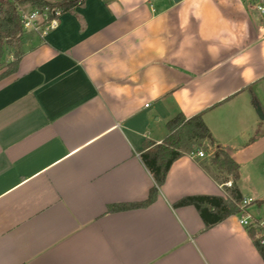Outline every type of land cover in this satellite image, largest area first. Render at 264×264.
Returning <instances> with one entry per match:
<instances>
[{"label": "crops", "instance_id": "crops-1", "mask_svg": "<svg viewBox=\"0 0 264 264\" xmlns=\"http://www.w3.org/2000/svg\"><path fill=\"white\" fill-rule=\"evenodd\" d=\"M259 5L84 0L33 34L17 70L0 78V264H264L239 214L207 227L194 205H175L189 195L231 199L233 179L213 174L209 150L177 158L151 204L115 209L149 197L144 144L162 143L180 112L201 113L213 136L204 143L258 171ZM241 183L260 220L264 194Z\"/></svg>", "mask_w": 264, "mask_h": 264}, {"label": "trees", "instance_id": "trees-1", "mask_svg": "<svg viewBox=\"0 0 264 264\" xmlns=\"http://www.w3.org/2000/svg\"><path fill=\"white\" fill-rule=\"evenodd\" d=\"M27 3L40 9L55 7L60 9L61 13L73 10L80 4L78 0H61L54 3L47 0H0V63L5 50L7 48L14 49V60L9 63L11 68L2 72L0 78L15 72L25 53L22 45L27 38L19 15V5ZM167 127L170 134L165 140L160 144L152 141L145 142V150L141 155L143 162L155 180V185L151 188L149 197L140 203L118 205L115 209H128L151 204L156 199L159 187L164 183L170 166L177 158L187 152L186 148H188V152H191L194 146L202 145L206 140L213 141L212 133L205 124L201 113L188 118L180 112L168 121ZM210 166L215 171L226 172L232 177L231 199L209 195H189L181 198L175 204L176 206L194 205L207 227L213 226L232 214L241 213L240 205L243 200L236 185L240 178V165L231 158L225 148L216 146V151L210 159ZM258 203L264 204V199L258 200ZM248 232L264 258V246L257 236V228L254 226L248 227Z\"/></svg>", "mask_w": 264, "mask_h": 264}, {"label": "built area", "instance_id": "built-area-1", "mask_svg": "<svg viewBox=\"0 0 264 264\" xmlns=\"http://www.w3.org/2000/svg\"><path fill=\"white\" fill-rule=\"evenodd\" d=\"M82 3L84 0H78ZM26 4L19 5V15L24 29L37 32L40 36L47 34L52 30L57 22L58 17L61 14V10L58 8L45 7L43 9L33 7L27 9ZM259 10L264 12V5H259ZM191 156L198 157H208L209 153L204 149H198L196 152L191 151ZM210 155H213L211 152ZM225 185L231 187L233 185L232 181L225 182ZM254 202L252 198H244L240 205L242 212L239 213V221L243 226L257 228V236L260 238L261 244L264 246V217L260 220L254 219L248 212L247 207ZM246 211V213H244Z\"/></svg>", "mask_w": 264, "mask_h": 264}, {"label": "rangeland", "instance_id": "rangeland-1", "mask_svg": "<svg viewBox=\"0 0 264 264\" xmlns=\"http://www.w3.org/2000/svg\"><path fill=\"white\" fill-rule=\"evenodd\" d=\"M24 31H25V36L27 39L24 42V44L22 45V49L26 50L27 47H29L31 45V43L28 42L29 38H31L33 34L36 37L37 36L39 37L40 35L37 32L27 30V29H24ZM13 60H14V49L13 48H7L4 52L2 62L0 63V72L1 71L4 72V71L10 69L11 67H10L9 63H11ZM197 149H205V150H209L211 152L216 151L214 145L209 147L205 143H203L202 145H196L193 147V151L197 150ZM186 151L188 152V148H186ZM257 166H258V171H257V168L254 169V167H252L251 164H249L247 162H243L242 164H240V179H242L241 184L243 186H249L248 188L250 190H254L256 192L261 191L260 194H264V160L262 162H258ZM212 171H213L214 175L218 176L216 171H214V170H212ZM253 176H256L257 181H258L257 183H253V180H254ZM252 194H256V193H252ZM262 196H264V195H262ZM250 205H253V206H251V208H256L255 203H251ZM262 217H264V211L262 212Z\"/></svg>", "mask_w": 264, "mask_h": 264}, {"label": "water", "instance_id": "water-1", "mask_svg": "<svg viewBox=\"0 0 264 264\" xmlns=\"http://www.w3.org/2000/svg\"><path fill=\"white\" fill-rule=\"evenodd\" d=\"M174 1H175V2H179V1H181V0H174ZM255 107H256V111H257L258 115L260 116V118H261V119H264V113H263V110H262L260 104H259V103H256V104H255Z\"/></svg>", "mask_w": 264, "mask_h": 264}]
</instances>
